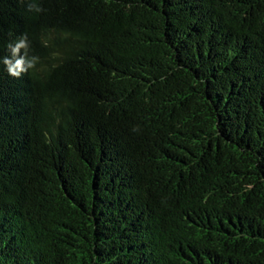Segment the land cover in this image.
I'll return each mask as SVG.
<instances>
[{"label":"trees","instance_id":"obj_1","mask_svg":"<svg viewBox=\"0 0 264 264\" xmlns=\"http://www.w3.org/2000/svg\"><path fill=\"white\" fill-rule=\"evenodd\" d=\"M22 34L0 264H264V0H0Z\"/></svg>","mask_w":264,"mask_h":264},{"label":"clouds","instance_id":"obj_2","mask_svg":"<svg viewBox=\"0 0 264 264\" xmlns=\"http://www.w3.org/2000/svg\"><path fill=\"white\" fill-rule=\"evenodd\" d=\"M30 11H44L39 5L29 3ZM47 46V45H45ZM8 55H0V66L9 76L19 79L22 75L30 70L36 69L40 58L36 55H31V42L27 34L20 35L15 42H10L7 45Z\"/></svg>","mask_w":264,"mask_h":264}]
</instances>
